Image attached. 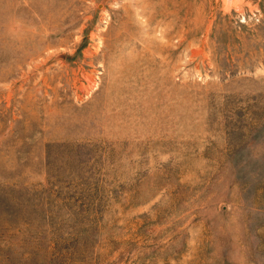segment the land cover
<instances>
[{
  "label": "rangeland",
  "instance_id": "1",
  "mask_svg": "<svg viewBox=\"0 0 264 264\" xmlns=\"http://www.w3.org/2000/svg\"><path fill=\"white\" fill-rule=\"evenodd\" d=\"M0 264H264V0H0Z\"/></svg>",
  "mask_w": 264,
  "mask_h": 264
}]
</instances>
